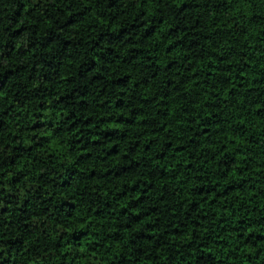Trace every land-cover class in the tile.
<instances>
[{"label": "trees", "instance_id": "16d2710c", "mask_svg": "<svg viewBox=\"0 0 264 264\" xmlns=\"http://www.w3.org/2000/svg\"><path fill=\"white\" fill-rule=\"evenodd\" d=\"M0 264H264V0H0Z\"/></svg>", "mask_w": 264, "mask_h": 264}]
</instances>
